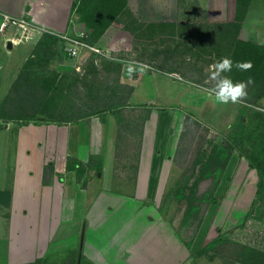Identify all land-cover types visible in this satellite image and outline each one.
<instances>
[{
    "label": "rangeland",
    "instance_id": "374dc122",
    "mask_svg": "<svg viewBox=\"0 0 264 264\" xmlns=\"http://www.w3.org/2000/svg\"><path fill=\"white\" fill-rule=\"evenodd\" d=\"M115 1L121 4V0ZM243 1L245 0H228L227 21H237L236 14ZM261 1L263 8V0L250 1L252 7L258 10L257 13H260ZM100 6L103 9L107 8L106 5ZM182 9L184 18L176 21V24L151 27L136 23L132 19V14L122 8L100 35L103 37L90 41L87 34V38H83L87 46L81 47L73 57L61 53V46L65 41L59 36L41 32L38 42L43 36H51V38L45 39L44 43L38 45L33 55L29 57L31 61L23 67L22 72L25 79L34 82L30 85L35 87L36 91H42L43 98L52 100L54 105L46 102L43 106L44 113L52 116H57V110L73 112L79 108L77 113H82L80 106L84 111L108 109L102 111L108 114L119 110L126 103L132 84L138 81V75L133 77L134 73L127 74L126 67L124 72L122 71L121 63L126 64V61L140 62L147 65L148 70H155L156 73L170 78L174 84L178 82L192 87V91L189 94L184 93L182 97L172 96V91L167 92V90L166 94L162 93V97H159V90L154 86L150 97H159L154 99L158 100L160 107L154 108L157 105L138 102L132 105L130 113L123 114L127 118L128 126L133 125L135 128L134 145L129 150L131 154L136 155V151H139V129L146 113H150L152 124L156 121V116L160 121L170 124L168 137L174 135L176 140L175 151L169 155L172 160L167 157L171 164L169 178L166 179L164 176L160 180L164 183V186H161L164 190L157 188L154 193L132 196V199L145 202L143 212L148 215V219L165 222L167 229L179 238L187 253L185 264H243L239 259L250 264H264V185L262 193H257L260 173L264 176V93H260L257 86L250 84L246 103L237 104L241 106L237 117L220 124L206 123L205 120L198 121L197 116L188 111L191 106H198L202 100L200 104L202 109H199L201 116L206 121L217 119L215 113L218 109L208 105L212 99H209L211 97L207 94L210 93L209 89L214 83L209 80V66L222 58L220 53L224 52V49L220 48L221 46L228 47L223 57H232V51L237 47L235 38L264 45L262 31L264 22L259 16L258 26H255L258 28L256 33L251 32V28L243 31L240 28L234 36V26L230 25L226 28L227 34H222L218 27L216 30L212 26L208 27V21H205L206 14L201 13L193 2L184 4ZM101 14L107 12L101 10L99 16ZM71 23L69 21L70 27L73 26ZM83 32L80 29L75 35ZM69 34L73 41L75 35ZM53 36L55 39L52 43ZM106 56H111L112 59H106ZM233 72L232 70L226 75H229L233 81H238L239 78H235ZM173 74L179 78L174 77ZM50 77L54 78L57 86L54 89L52 85L51 91L44 93L42 78ZM15 86L10 98H7L8 112L26 113L28 107L11 106L12 96L18 89V86ZM194 89L204 90L206 97L201 96V93H195ZM20 93L24 95L26 91ZM23 105H26V102ZM144 106H149L150 109H145ZM32 107L31 104V109ZM11 144H15L14 130L0 128V189L2 190L5 189L4 181L10 174L8 167L11 165V150L14 149ZM225 150L229 151L230 156L218 171L216 168L220 166L221 156ZM4 169L6 173H3ZM87 174L88 177L89 174L93 176L94 171L88 170ZM192 184L194 195L213 187L212 193L216 202L201 204L199 212L185 218L190 204L187 199H178L176 193L179 189H183L185 194H189ZM118 209L119 207H116L113 211L114 217ZM132 211L125 212L120 223L130 213H133V216L136 214L135 209L132 208ZM215 233L222 238V242L217 244L215 249L198 255L197 251L204 239ZM82 239H85V247L92 249L103 264L113 262L124 264L116 257L113 258L112 252H107L113 260L110 259L93 239ZM100 239L103 241V247H107L110 251L108 246L105 247L109 244H106L103 238ZM78 240L79 238L72 240L60 238L53 244L46 243L45 245H48L46 249L38 248L36 245L37 248L29 249L21 256L39 257L37 254L43 253L41 250H44L46 251L44 256L51 254V257L67 250L71 244L75 242L77 244ZM119 243L122 252L123 250L125 252L128 243L123 240ZM146 246L145 251L134 250L130 255L134 258L137 252L145 254L149 264L168 262L167 248L159 250L160 244L156 239L147 242ZM135 247L139 248L137 245ZM5 259L8 260L0 256V264H6ZM17 260L19 258H14L13 261Z\"/></svg>",
    "mask_w": 264,
    "mask_h": 264
},
{
    "label": "crops",
    "instance_id": "0c3cea01",
    "mask_svg": "<svg viewBox=\"0 0 264 264\" xmlns=\"http://www.w3.org/2000/svg\"><path fill=\"white\" fill-rule=\"evenodd\" d=\"M76 1L0 0V14L25 16L37 28L32 37L26 40H15L16 35L13 36L11 32L0 37V105L26 61L33 55L41 32L59 36L63 33L75 35L80 29L86 30L78 14L72 12V4ZM121 2L138 24H176V21L184 18L182 6L189 2L196 4L201 13L206 14L205 21L208 22H225L228 14V0ZM259 5L260 13H257L258 10L250 2L241 31L251 28L250 31L256 33L259 16L264 22L262 1ZM69 21L73 26H69ZM262 31L264 33V29ZM8 41L12 44L10 49L6 47ZM121 67L124 72L127 63H121ZM137 75L138 81L132 84L126 103L110 114L96 113L76 121L68 117L59 123L45 121L44 117H39L41 121L37 123L0 119V128L13 129L15 137V144H11L14 147L11 150V165L7 166L9 178L4 181L5 189H0V256L8 258L5 259L6 264L32 262L44 256L46 251L37 252L39 257L25 258L21 255L36 245L46 249V243L53 244L60 238H91L107 256V252H112L113 258L116 257L124 264H149L145 254L137 252L134 258L130 254L134 250L145 251L147 242L156 239L160 244L159 250L167 248L168 262L165 264H185L187 253L179 238L167 229L165 222L148 219V215L143 212L145 202L132 199V196L154 193L157 188L164 190L161 188L164 183L160 180L164 176L169 178L171 164L167 157L175 151V136L168 137L170 124L160 121L157 116L152 124L150 113H146L139 129V151H136V155L131 154L129 150L134 145L135 128L133 125L128 126L123 114L130 113L132 105L138 102L157 105L154 108H158L161 104L154 98L162 97L166 90L172 91V96L182 97L184 93L189 94L192 87L178 82L174 84L170 78L155 70H137L133 77ZM154 86L159 90V97L151 98ZM194 91L204 96V90ZM207 95L212 99L207 104L218 109L215 113L217 119L206 121L201 116V100L198 106L193 105L188 109L192 115L197 116L198 121L220 124L234 120L241 111V106L237 104L218 105L213 102L210 93ZM144 108L150 109L149 106ZM68 156L78 159L84 165L93 164L94 168L98 166L99 172L96 174L94 168H89V171H94L93 176L89 174L88 177L86 171L78 179L74 170L66 168ZM49 164L51 169H48ZM3 173H6L5 169ZM83 179L86 180L84 186ZM116 207L119 209L114 217ZM132 208L136 214L133 216L130 213L132 215H128L129 219L127 216L120 223L121 217L125 216L123 214L133 212ZM115 221L120 225L117 226ZM100 238L109 244L105 247L108 246L110 251L103 247ZM122 240L128 243L125 252H122L119 243ZM88 250L95 253L90 248ZM14 258L19 260L13 261Z\"/></svg>",
    "mask_w": 264,
    "mask_h": 264
},
{
    "label": "trees",
    "instance_id": "16d2710c",
    "mask_svg": "<svg viewBox=\"0 0 264 264\" xmlns=\"http://www.w3.org/2000/svg\"><path fill=\"white\" fill-rule=\"evenodd\" d=\"M250 1L251 0L243 1L242 6L239 7L240 10L236 14L237 21L229 22L227 21L228 20L227 19L225 22H208V27L212 26V28H215V30L217 29L216 27H218L219 29H221L222 34H227L228 31L226 28L231 25L232 27L234 26L233 34L234 36H236L239 29L241 28V25L246 15V12L248 10ZM100 5H106L107 8L103 9ZM122 8H123L122 2L120 4L115 0H77L76 2L72 4V11H75V13H77L79 16L80 22L85 24L86 30L84 32L86 34V38L88 34L90 41L91 40L96 41L100 37L102 32L109 26V23L112 20V18H114L117 12ZM101 10H104L105 12H107V14H101L99 16V12ZM134 21L137 23L136 20ZM144 25L154 27V26H163V25L167 26V25H173V24H159V25L144 24ZM217 36H219V34ZM50 38L51 36H43L42 38H40L39 42L37 43L36 48L38 47V45H40V43H44L45 39L49 40ZM54 39L55 37L53 36L52 43ZM234 42L237 47L234 49V51H232V57L230 58L233 61H251L253 64V67L250 71H239V70H236V68L234 67L233 73L236 75L235 78H239L238 81H247L249 78H251V80L253 81L252 85L257 86V88H259L260 90V93H264V45L259 44V43L250 42V41H242V40H239L238 38H235ZM220 48L224 49V52L220 53V56L223 57L226 54V51H228V47L221 46ZM30 61L31 60L28 59L25 65H27V63H29ZM50 78H42L44 93L51 91L52 85L54 89L57 86V84L54 81V78L53 77H50ZM30 83H34V82L29 81L27 78L25 79V75L21 71V73L18 75V77L12 84L11 89L9 90L8 94L6 95V97L4 98V100L2 101L0 105V119L18 120L23 123L33 121L37 123L41 121L39 120V117H44L43 120L45 121L59 123L69 118L72 121H76L80 118L89 117L96 113H104L106 110H108V109H100L96 111L95 110L87 111L86 109V111H84L83 107L80 106V108L82 109V111L81 110L80 111L82 113H79V114L77 113V111L79 110L78 108L74 110L73 112H71V110L58 112L57 110L56 111L57 116L48 115L44 113L43 106L46 102L48 103L50 102L52 105H54L52 100L43 98L42 91L41 90L36 91V88L30 85ZM15 85L18 86V89L16 90L15 94L12 96V101H10L12 102L11 106L20 107V108L23 106L28 107L30 110V113H29V110L26 113H16V114L8 112L7 103H9V101H7V98H10V93ZM23 90L26 91L24 95L20 93V91H23ZM24 102H26V105H23ZM31 104L33 105L32 109H31ZM162 109H164V107ZM229 156H230L229 151L225 150L221 156V164L220 166L216 168V170L219 171L222 168L223 164L227 162ZM94 167L95 166L93 164L84 165L78 159L70 157V156H68L66 160V168L68 170H74L76 172L78 179L82 177V175L85 174V172L88 171L89 168H94ZM48 169H51V164L48 165ZM94 169L96 170L95 173L97 174L99 172V167L97 166ZM85 181L86 180L83 179L82 186H84ZM263 185H264V176L263 174L260 173L259 183L257 185V193H262ZM190 188H191V192L189 194H185L183 192V189H179V191L176 193V197L178 199H187L188 203L190 204L186 212L185 218H188L191 215L195 214L196 212H199L201 204L208 203V202L210 203L216 202V198L213 196V193H212L213 187L212 188L209 187L204 192L200 194H196V195L193 194V191H194L193 184L190 186ZM221 242H222V238L217 233L212 234V236L210 237L208 236L204 239L199 250L197 251V254L202 255L208 250H213L216 248V245ZM261 254L263 255L262 252ZM239 261L242 262L243 264H250L249 262L245 260L239 259Z\"/></svg>",
    "mask_w": 264,
    "mask_h": 264
},
{
    "label": "clouds",
    "instance_id": "9594fccd",
    "mask_svg": "<svg viewBox=\"0 0 264 264\" xmlns=\"http://www.w3.org/2000/svg\"><path fill=\"white\" fill-rule=\"evenodd\" d=\"M105 58L112 59L111 56H106ZM147 67L145 64L129 61L127 62L126 71L129 75H132L137 70L144 71ZM234 67L239 71H250L253 64L251 61H233L230 57H222L209 66V80L214 82L209 92L214 98L213 102L218 105L246 103L248 97L247 89L253 81L251 78L247 81H233L226 74L230 73Z\"/></svg>",
    "mask_w": 264,
    "mask_h": 264
},
{
    "label": "built area",
    "instance_id": "2783aa9c",
    "mask_svg": "<svg viewBox=\"0 0 264 264\" xmlns=\"http://www.w3.org/2000/svg\"><path fill=\"white\" fill-rule=\"evenodd\" d=\"M36 29L34 24L25 16L15 17L5 13L0 14V37L6 34V32H11L13 36L14 34H18V37L15 36V40H26L32 37ZM59 37L65 41L61 46V52L70 57L77 55L81 47L87 46L83 40L86 37L85 32L75 35L73 41L65 33L60 34ZM173 76L179 78L176 74H173Z\"/></svg>",
    "mask_w": 264,
    "mask_h": 264
},
{
    "label": "flooded vegetation",
    "instance_id": "af4514ba",
    "mask_svg": "<svg viewBox=\"0 0 264 264\" xmlns=\"http://www.w3.org/2000/svg\"><path fill=\"white\" fill-rule=\"evenodd\" d=\"M85 247L84 241L77 244H71L67 250L62 251L60 254L51 256H41L35 258L32 262L24 264H103L100 258L93 252Z\"/></svg>",
    "mask_w": 264,
    "mask_h": 264
},
{
    "label": "water",
    "instance_id": "95a60500",
    "mask_svg": "<svg viewBox=\"0 0 264 264\" xmlns=\"http://www.w3.org/2000/svg\"><path fill=\"white\" fill-rule=\"evenodd\" d=\"M26 9H28V5L26 6ZM16 37H18V34H16ZM6 47L9 48V49L12 47L11 41L7 42ZM81 240H82V238L80 239V241Z\"/></svg>",
    "mask_w": 264,
    "mask_h": 264
}]
</instances>
